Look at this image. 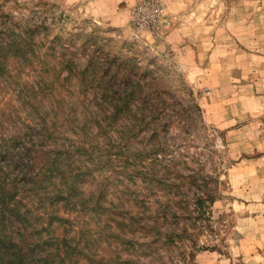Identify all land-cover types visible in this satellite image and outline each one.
<instances>
[{
  "label": "rangeland",
  "instance_id": "obj_1",
  "mask_svg": "<svg viewBox=\"0 0 264 264\" xmlns=\"http://www.w3.org/2000/svg\"><path fill=\"white\" fill-rule=\"evenodd\" d=\"M135 1L0 0V264H264V0Z\"/></svg>",
  "mask_w": 264,
  "mask_h": 264
},
{
  "label": "built area",
  "instance_id": "obj_2",
  "mask_svg": "<svg viewBox=\"0 0 264 264\" xmlns=\"http://www.w3.org/2000/svg\"><path fill=\"white\" fill-rule=\"evenodd\" d=\"M164 7L162 0H137L130 6L129 22L135 31L157 37L162 32Z\"/></svg>",
  "mask_w": 264,
  "mask_h": 264
},
{
  "label": "trees",
  "instance_id": "obj_3",
  "mask_svg": "<svg viewBox=\"0 0 264 264\" xmlns=\"http://www.w3.org/2000/svg\"><path fill=\"white\" fill-rule=\"evenodd\" d=\"M18 34H15L13 31H10V29L6 26L5 22L2 20H0V58L4 57L6 54V51H4L3 48H9L10 50H12L11 48L13 46L18 45V40H16L15 37H17ZM3 38H9L11 41L7 42L6 40H4ZM13 52H17L12 50ZM6 193L4 192L3 188L0 187V215L1 216H5V209L4 206L7 203V199H6ZM205 201H212V197H210V195L208 196V193L204 191H201L200 195H197L194 199V206L197 210H200L202 207V204ZM13 211V209H12ZM3 224V223H2ZM172 235L169 233V238H171ZM1 243H4L3 245H8L11 243V238L8 237V239H1L0 238ZM14 245V244H13ZM12 245V246H13ZM19 261L21 262V259L19 258Z\"/></svg>",
  "mask_w": 264,
  "mask_h": 264
}]
</instances>
